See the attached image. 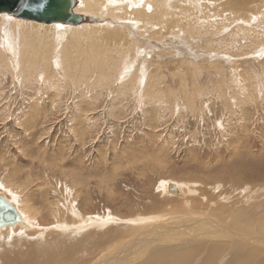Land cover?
<instances>
[{
  "label": "rangeland",
  "instance_id": "rangeland-1",
  "mask_svg": "<svg viewBox=\"0 0 264 264\" xmlns=\"http://www.w3.org/2000/svg\"><path fill=\"white\" fill-rule=\"evenodd\" d=\"M144 1L139 0V6ZM188 1L193 2V8L187 0L167 3L169 15L163 12L162 16L172 21L174 15L175 21L160 35L163 38L169 36L172 27L177 32H184V35L181 32L176 35L186 42V55L167 56L173 51L171 54L159 52L163 57L159 53L157 57L154 48L143 47L142 52L140 49L132 56L125 51L120 60L128 58L125 65L130 67L115 70L112 64L118 57L110 59L107 68L105 46L97 45L98 42L95 45L89 38L72 46L74 37L69 34L60 43L52 41V37L37 39L30 36L26 39L22 35V39L17 40L29 49L28 58L34 67L17 73L11 53L5 52L3 57L0 52V183L12 191H21L22 195L33 193L32 201L41 210L40 226L53 229L51 221H56L49 201L56 202L61 218L65 214L69 223L73 220L69 215L73 203L79 210L90 209V212L106 217L120 215L119 218L124 220L136 218L138 214H175L195 208L194 211H198L199 202L222 204L223 199H228L226 196H232V200L239 203L246 197L261 196L264 199V25L259 28L264 17L258 20L253 14L249 19L237 16L226 0H216V3L200 0L203 11L196 8L198 3L194 4L199 0ZM186 5L191 6L190 9ZM212 17H217L218 21ZM103 19V24L109 26L117 23L114 17ZM206 19L214 24L209 26ZM133 21L138 25L140 19L134 15ZM162 21L165 19L160 23ZM156 24L159 29L161 25ZM220 24L221 28L218 27ZM140 25L134 29V34L139 31L143 34L138 28ZM144 37L156 39L148 34ZM223 38L229 41L227 46L220 44ZM68 42L72 46L70 55L75 60L72 67L60 70L45 63L49 60L47 56L54 53L55 46L61 48ZM246 42L253 50H241V45ZM192 45L197 47L196 50L199 48L212 54L215 51V55H219L214 57L204 53L199 57ZM41 51L45 60H39ZM194 53L198 56L193 57ZM86 54H90L89 57ZM192 57L203 66L200 68L201 65L186 61L193 60ZM138 76H143L140 85L133 84V79ZM143 81L148 84L141 86ZM165 180L185 184L184 199L173 193L175 196L163 194L159 183ZM246 186L251 188L248 190ZM191 199L197 203L189 209L187 206L191 204L187 202ZM181 201L184 208H175ZM155 203L162 205V212L152 210ZM261 208L264 211V204ZM118 228L121 230L120 226ZM47 232L42 239L33 235L11 238L5 234V239H0V264H12L23 258L29 262V259L39 260V264L60 258L68 264L74 261V254L77 256L81 251L87 253L84 251L91 249V245L82 249L79 243L88 236L86 234L66 230L65 234ZM117 232L119 236L106 238L96 248H107L128 236L123 233L121 237L120 231ZM72 244L76 248L74 254L69 251ZM53 247L59 250L56 259L48 253ZM96 248L94 251L98 250ZM94 255L91 258L95 259ZM66 257L71 259L70 262Z\"/></svg>",
  "mask_w": 264,
  "mask_h": 264
},
{
  "label": "bare ground",
  "instance_id": "bare-ground-1",
  "mask_svg": "<svg viewBox=\"0 0 264 264\" xmlns=\"http://www.w3.org/2000/svg\"><path fill=\"white\" fill-rule=\"evenodd\" d=\"M71 1H72L71 10L75 13L82 15V18L78 23H64L61 21L46 23V22L35 20V19L18 17V16L13 15L12 13L7 12V11L0 12V34H1V36H0V52H1V55L3 57L5 56V52L11 53V56H12L11 62L14 65V68H16L17 73H18V70H19V72H21V71L27 72V71L33 70V67H34L32 65L30 59L28 58V55L30 52L29 49L27 48V46L25 44H23V43H21V41L17 40L22 35H24V37H26V39L30 38V36H33L34 38H37V39L38 38L42 39L43 36H46L49 38L52 37L51 38V39H53L52 41H57L60 43L63 41V39H65L64 38L65 35L67 34V36H68V34H69L72 37H74L73 41L70 43L72 46H75L76 44H79L82 41H84L85 39L89 38L95 42V45H96V42H98L97 45L99 44L101 46L102 45L105 46V48H103V50H106L105 56L107 57V59H106L107 68H108V65L110 64V63H108L110 61V59L112 60L113 57H116V56L118 57V60L114 59V61L116 63L112 64V66L115 65V67H114L115 70L118 68L123 70L124 67L126 70H128V67H130V66H127L128 64L125 65V63H128V60H127L128 58H125V60L124 59L120 60L122 58L123 54L125 53V51L130 52V55L132 56L136 52H140V49L142 52L143 47H149L151 49L154 48L156 50V53L154 54V56L159 52L171 54L173 51H175V52H173L172 55H167V56L172 58L174 56L186 55L185 54L186 42L181 38L180 35H178V36L176 35V33H179V34L182 33L184 35V32L180 31V29H179L180 26H178V29H179L178 31H180L181 33L177 32V30L176 29L174 30V28L172 27L171 28L172 34H170L169 36H166L164 38L160 36L166 32L165 28L166 27L168 28L170 23L175 21L174 15H173L172 21H171V19L166 17L169 15V13L167 14V12H169V11L166 12V9H167L166 6L168 5L167 3L170 2V0H145L141 6H139V0H71ZM175 1L177 2L178 0H175ZM192 1L196 2L198 0H191V2ZM214 1H215L214 3L217 2L216 0H214ZM187 2L189 3L188 0H187ZM219 2H220V0H219ZM219 2H218V4H219ZM221 2H222V0H221ZM225 2H227V4L229 5L228 6L229 9L231 8L232 10H235V14H237V16L242 15V16H245V18H248V17H252L251 14H253L256 19L259 18L258 20H260L264 17V0H226ZM183 3L187 4V3H185V1ZM197 3L199 4L200 0L194 4H197ZM207 3L210 4L209 2H206L205 4H207ZM178 4H180V3H178ZM189 4H191V3H189ZM174 5H176V4L174 3ZM192 5H193V2L191 4V6ZM213 5H215V4H213ZM183 6L185 7V5H183ZM191 6H189V7H191ZM200 6H201V4H199V7H196V8H198V10H199V8H201ZM204 6H206V5H204ZM215 6H217V4ZM215 6H213V9L215 8ZM177 7H179V5H177ZM186 7H187V5H186ZM189 7H187V8H189ZM194 7H195V5H194ZM221 7H223V6L221 5ZM179 8H181V7H179ZM187 8H185V9L187 10ZM192 8H193V6H192ZM226 8L227 7H225L224 10L227 11L228 8L227 9ZM150 9H151V12H150ZM169 9L171 11V8H169ZM213 9H211V10H213ZM183 10L184 9H182V12L184 13ZM198 10H196V11L198 12ZM219 10H221V8ZM202 11H203V9H202ZM163 12L166 13L165 17L162 16ZM193 12H195V11H192V14H194ZM209 13H212V12H209ZM219 13H220V11H219ZM172 14H174V13L172 12L171 15ZM206 14L207 13H205V15ZM220 14H223V13H220ZM220 14H218V15H220ZM134 15L139 17V19H140V21L138 22V25H140V24L141 25L138 28H139V30H141V33H143V34H140V31H139V34H134V29L138 26L137 23H135L136 21L135 22L133 21ZM178 15L181 16V14H178ZM198 15H199V13H198ZM202 15H203V12H202ZM190 16H191V13H190ZM193 16H195V15H193ZM207 16L208 15H206V17ZM227 16H229V15L227 14ZM242 16H239L240 20H243ZM106 17H114L115 21H117L118 24L116 23L115 26H113V25L109 26L108 24H103L105 21L103 18H106ZM175 17H177V16L175 15ZM223 17H225V15H223ZM213 18L214 17H212V20H214V19H215V21L217 20V17H215L214 19ZM162 19H165V22H163L164 21L163 20L160 23V21ZM207 19H206V21L209 23V26L214 24V23L210 24L211 21H208ZM209 19H211V18H209ZM252 19L250 18V20H252ZM176 21H178V20H176ZM206 21H204V22L207 25ZM226 21L227 20H225V23H226ZM154 22H156V23L159 22V25H161L160 26L161 29H160V27H158L159 29H156L157 24L156 23L154 24ZM240 22H242V21H240ZM255 22H257V21H255ZM180 23H182V21ZM200 24H199V26H200ZM173 25H174V22H173ZM202 25H203V23H202ZM220 25L218 27L221 28L222 25L221 26ZM261 25H264V23L260 24L259 28ZM170 26H172V24ZM193 26H194V24H193ZM209 26H207V27H209ZM183 27H182V29H183ZM212 27H210V28H212ZM255 29H256V27L254 28V31H256ZM263 29H264V27H263ZM251 30H253V29H251ZM257 32H258L257 35H259L260 33L258 30H257ZM247 33H249V31H247ZM145 34H148L149 37H151V38L155 37L156 39L152 40L148 37L150 39L149 40L145 37L143 38V36ZM188 34H189V32H188ZM250 34H251V32H250ZM189 37H190V39L193 38L191 36H189ZM194 37H195V35H194ZM68 38H70V37H68ZM21 39H22V37H21ZM193 39H192V42H194ZM76 40H77V42H76ZM207 40L210 41L212 39H207ZM249 40H250V38H249ZM195 41L197 42V40H195ZM204 41H206V40H204ZM228 42H229L228 40H225L223 38L220 41V44H225V46H227L226 44ZM34 43H35V41H34ZM35 44H37V43H35ZM70 44L68 42L67 46L64 45L61 47L62 49L55 46V49L53 51L51 50L52 53L54 52L53 53L54 55L49 54L47 56L49 58V60H47V61L43 58V54H42L43 52L41 51V54L39 56V60L44 59L45 63H47V64L49 63V64H51V66H54L56 69H60V70L65 69L68 66L72 67L71 65H72V63H74L75 60H73V55H70L72 53L71 52L72 46ZM214 46H215V44H214ZM234 46H236V44ZM28 47H29V45H28ZM44 47H43V49H44ZM192 47H193V45H192ZM36 48H40V47H36ZM193 48H195V53H197L199 55V57L202 56L204 53H207V54L209 53V55L211 54L214 57L219 55V54L215 55V51H214V54H212V53H210L206 50H203V49L201 50L198 48V50H196V48H197L196 46ZM225 48H227V47H224V49ZM240 48H241V50H244L246 48L252 49L251 45H249L248 42L241 45ZM256 48L257 47H254V49H256ZM47 53H49V52L47 51ZM195 53H194L193 57L198 56ZM18 54H20L21 56ZM38 54L37 55L35 54V55L38 56ZM250 54H252V53H250ZM89 55L86 54V57H89ZM160 55H156V56L158 57ZM189 56H191V55H189ZM93 57H96V56L94 55ZM160 57H163V56L161 55ZM252 57H253V55H252ZM51 58H52L53 62L51 61ZM248 59H249V57H248ZM36 60H38V59H36ZM36 60H35V62H36ZM119 60H120V62H119ZM123 61H124V64L121 65ZM186 61L190 62L192 64H195V66L201 65V66H199L200 68L203 66L200 62H198L199 60L197 61L194 58H193V60H186ZM98 62H100V61H98ZM85 64H87V63H85ZM209 64H210V66L211 65L213 66L212 62H209ZM36 66H38V65H36ZM75 67H77L76 63H75ZM82 68H83V66H82ZM67 70H69V69H67ZM84 72H86V71L84 70ZM126 72L127 71H125V74H126ZM131 77H132V75H131ZM135 77H137V76H135ZM142 77L138 76V79L137 78L133 79V82H134L133 84L137 83L140 85V78L142 79ZM144 80H145V78H144ZM145 81L142 82L141 86L148 84ZM125 87H127V86H125ZM139 96H140V94H139ZM194 108H196V107H194ZM162 181H164V180H162ZM179 184H181V185H178V184L173 183L171 181L168 182L165 180V182H162V183L160 182L159 185L161 187H159V186L158 187L160 188V190H163V194H165L166 196H169V195L171 196L173 194H176L178 197L183 198L185 195H184V192H182V191L184 189L185 184L184 185L182 183H179ZM241 184H243V183H241ZM2 185L3 184L0 183V197H4L6 200H8L10 203H12L15 206L18 213L20 214L21 220L15 222V223H8V224L0 225V239L2 237H4L5 234H8V236L11 238H13V236H23V235L24 236L33 235L35 237L38 236L41 238L42 236H44V234L48 230L49 231L47 232V234L52 232V231H55L57 233L61 232L62 234H65V230H66V231H73L78 235L79 234L88 235V236L82 238V240L79 241V243L81 244L82 249L87 247V246L90 247V245H91V247H90L91 249L84 251L86 249L85 248L83 251L87 252V253H81L82 252L81 251L79 253V255L77 254V256H76V254H74V252H73V250L76 249L73 247L75 245H73V244L70 245L69 251L71 252V254L73 252L75 257H73V256L72 257H73V260L75 262L74 261L70 262L71 259L68 260L66 257V261L68 260L70 262L68 264H264V211L261 208V205L264 204L263 203L264 199L261 196H255V197H249L248 196L249 198L246 197L245 201L244 200L240 201V203H239V201L235 200L234 198L232 200V198H231L232 196L230 197L231 199L226 196V198H228L227 200L223 199V197L221 198V199H223V201H225V202H222V204L215 203V202H210V203H205V202L200 203L199 202V206L197 205L198 211L197 210L194 211L196 209L195 208L193 211L192 210H189V211L184 210L183 212H178V213L174 212L175 214H171L168 212H167V214H164V213H161V214L158 213L157 214L155 212L154 215H140V214H138L136 218L133 217V218L124 219V220L122 218H119L120 215L117 216L115 214H111L110 216L106 217V216H100L101 214L99 215L95 211L90 212V209L88 211H86L82 208V210L80 209L81 210L80 211L78 209L79 207L76 208L74 203H73V206H72L73 209H71L70 213H69L70 217L73 220L71 219L72 222H69V223L66 222L67 220L65 219V217H66L65 214H63V217L61 218L62 213H60V211L58 210V206L55 205L56 202L54 203L52 201H49L48 203L51 207V212H53V215L55 216V219H56V221H53V222L51 221V223L53 225V229L52 228L49 229V228H47V226H40L41 223H40L38 216L40 215L41 210L39 211L36 208L34 202L32 201L33 195H31V194H33V193H31V194L27 193L25 195H22L23 193L21 194V191L13 190L14 191L13 192L10 189V187L4 186V185L2 186ZM38 187H39V185H38ZM185 187H186V185H185ZM247 188L249 190L251 187L246 186V189ZM255 188H256V190H259L260 185L256 186ZM38 190H39V188H38ZM171 193H173V194H171ZM159 194H160V191H159ZM173 196H175V195H173ZM47 198H48V196H47ZM163 200H165V199H163ZM83 201H85V200H83ZM187 203L191 204V206L190 207L187 206V208L192 209L191 207L194 206L195 203H197V202H193V200H192V201H188ZM52 204H54V205H52ZM64 205H65V203H64ZM184 205H185V203H184ZM64 208H66V206ZM64 208H62V210H64ZM161 208H162V205L155 203L152 207V210L157 211V210H161ZM175 208L183 209L184 207H183L182 201H181V203H178V205H176ZM51 212H49V213H51ZM161 212H162V210H161ZM120 217H122V216H120ZM121 220H123V221H121ZM112 226L113 227L117 226V228H111ZM119 226H120L121 230H124L123 233L128 235V236L126 235L127 237H125L124 239H121L120 241L118 240L119 242L112 244V245L108 246L107 248H105V246H103L101 248L99 247L100 249L96 248V245L101 244L106 238L114 239V236H116V235L119 236L120 234H117L118 233L117 231H120L121 237H122L124 234L118 228ZM102 229H106V230L102 231ZM85 231H87V232L84 233ZM95 231H97V232L100 231L101 233L98 234V233H95ZM70 235H72V234H70ZM2 239H5V237ZM192 243H194V244H192ZM170 246L173 248H169ZM94 248H96L98 250L94 251ZM167 248H169V249L166 250ZM90 250L92 253L91 252L88 253ZM58 251L59 250L56 249V247L55 248L53 247L48 253H50V256L54 257L53 259H56L55 256L57 255L56 253H58ZM76 251H78V250H76ZM46 252H45V256L47 254ZM94 252L95 253L97 252L96 256L94 255L95 254ZM9 253L10 252H8V254ZM93 255L95 256V259L91 258V256H93ZM29 257H30V255H29ZM90 258L93 259V261ZM22 260L24 262L16 260L12 264H39V260L31 261V259H29L30 262L27 260L25 261L24 258ZM48 261L49 260L47 259L46 262H48ZM90 261H92V262L90 263ZM42 262H41V264H42ZM1 263H2V261H1ZM5 264H6V262H5ZM48 264H64V262L60 261V258H58V260L56 259L55 261L50 260L48 262Z\"/></svg>",
  "mask_w": 264,
  "mask_h": 264
},
{
  "label": "water",
  "instance_id": "water-1",
  "mask_svg": "<svg viewBox=\"0 0 264 264\" xmlns=\"http://www.w3.org/2000/svg\"><path fill=\"white\" fill-rule=\"evenodd\" d=\"M23 3L24 0H0V12L7 11L18 17L46 23L55 21L78 23L82 18L81 14L71 10V0H44L45 7L40 11L26 9L22 7ZM20 220V214L15 206L4 197H0V225L15 223Z\"/></svg>",
  "mask_w": 264,
  "mask_h": 264
},
{
  "label": "snow or ice",
  "instance_id": "snow-or-ice-1",
  "mask_svg": "<svg viewBox=\"0 0 264 264\" xmlns=\"http://www.w3.org/2000/svg\"><path fill=\"white\" fill-rule=\"evenodd\" d=\"M22 7L33 11H40L45 7V3L44 0H36V2H33V0H24Z\"/></svg>",
  "mask_w": 264,
  "mask_h": 264
}]
</instances>
